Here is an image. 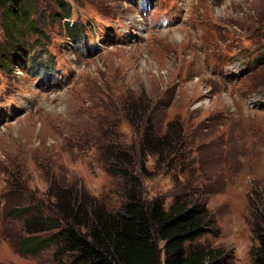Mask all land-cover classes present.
Listing matches in <instances>:
<instances>
[{"label":"rangeland","instance_id":"obj_1","mask_svg":"<svg viewBox=\"0 0 264 264\" xmlns=\"http://www.w3.org/2000/svg\"><path fill=\"white\" fill-rule=\"evenodd\" d=\"M28 1L32 24L15 37L0 18V264L71 259L27 243L49 236L26 226L39 211L53 216L52 184L122 205L127 185L101 161L114 148L138 160L119 104L141 95L157 131L176 121L189 133L192 170L207 179L217 235L187 249L251 264L252 215L264 202V0H62L67 18L55 0ZM144 166L145 198L169 206L170 173L155 172L151 156Z\"/></svg>","mask_w":264,"mask_h":264},{"label":"trees","instance_id":"obj_2","mask_svg":"<svg viewBox=\"0 0 264 264\" xmlns=\"http://www.w3.org/2000/svg\"><path fill=\"white\" fill-rule=\"evenodd\" d=\"M55 2L67 18L70 13L67 4L62 0ZM0 8L7 40L15 37V29L20 25L32 24L28 0H0ZM67 26L68 31L73 32L71 36L81 35L77 26ZM12 45L16 42L12 41ZM147 101L141 95L136 99L127 97L119 104L121 119L137 133L138 160L133 162L130 154L122 153L119 148H114L110 156L102 154L106 157L101 161L106 173L120 177L127 185L123 189L122 205L112 211L94 198L87 196L89 200H82L81 188L52 184L47 208L53 209V216L39 211L26 226L31 234L49 236L41 241L27 240L30 247L55 245L56 255H70L71 259L65 264L227 263L222 249L186 247L187 243L204 235H217L206 207L203 183L207 179L200 171L192 170L189 157L194 146L188 142L189 133L176 121L167 123L163 132L157 131L153 125V109L150 110ZM111 132L115 133L113 129ZM194 150L197 152L196 148ZM148 156L154 157L155 172L167 171L173 179L172 203L167 207L158 198L148 200L144 196L139 179L146 177L144 162ZM254 212L252 232L257 246L250 249L249 255L251 264H264V202L262 209L257 207Z\"/></svg>","mask_w":264,"mask_h":264}]
</instances>
